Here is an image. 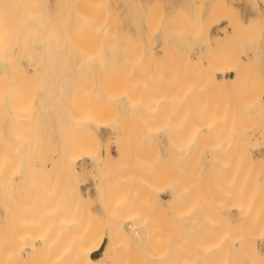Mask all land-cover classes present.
<instances>
[{
  "label": "rangeland",
  "instance_id": "rangeland-1",
  "mask_svg": "<svg viewBox=\"0 0 264 264\" xmlns=\"http://www.w3.org/2000/svg\"><path fill=\"white\" fill-rule=\"evenodd\" d=\"M90 1L93 2V0H90ZM96 1H100L99 4L101 5V3H102V5H103V1L95 0L94 2L96 3ZM94 2H93V4H95ZM53 3H54V0H45L44 7H45L47 12L52 11ZM104 4L105 5H103V6H107L108 8H110L108 10V13H109V11H112V12L114 11V13L116 14L117 20L114 21L113 23H111V25L116 27V28L114 27L115 30L112 29V30H110L109 33H104V32L92 33V32H89L88 29L80 28L79 27L80 22H78L77 19L76 20L72 19L69 22H67V27H66L67 31L64 34V39H63V41L66 43V46H65L63 52L56 53L53 49L51 50V52L48 55L47 54L46 55L36 54V52L32 53V54H29L26 51L22 52L21 55L19 56V62L24 67H27L28 62L30 61L31 57L32 58H42L44 60V62H45V60L47 61L46 58H48L47 63L48 62L51 63L49 66H47L49 68V70L42 73L41 75L37 76V78L36 77L35 78L27 77L29 79H26V77H25L24 79L27 81H24V79L21 80L20 84L23 86V88H24L23 90L25 91V93L27 95H26V97L22 98V100L20 99L21 102H20V100H18V103L17 104L15 103V111H17L16 115L14 112L12 113V111H9L10 108H8L4 111L3 110L0 111V122L3 121L7 117H9V118L13 117V119L15 118L14 121H16L12 125H10L11 124L10 122H8L10 124H8L6 122V123H3V125H2V129L0 130V136L2 138L1 137L0 138L1 139L4 138V141L8 140L6 145L8 144V142H11L9 140H12V143H9L10 145L11 144L12 145L11 146L8 145V147H10V148L7 149V146H5V144L3 143L4 141L2 140L3 144L0 145V148H2L3 150L1 149V151H6L5 154L6 155L8 154V156L10 158L12 157L11 160L12 159H14V160L19 159L18 161H20L21 159H24L25 161H27V159L29 160L28 157H30V156H31L30 160L38 158L40 156H43L44 159L42 162L43 164L41 165V169H39V170L37 169L36 173H38V177L40 175H42L41 177L44 180V182H43V180H38V182L40 181L41 184H37L39 186H37L36 184L35 185L37 187H39L40 189L42 188L41 189L42 191L46 192L49 189V187L52 186V184L55 186V182H54L55 180L59 182V177H60V182L62 181L61 175H60L61 172H63L62 171V169H63L62 163H60V160H59V162L55 161L54 158H52V155L54 152L62 155V153L65 152V150H66V149H64L65 146L63 145V138H62L61 133L59 132V129L57 128L56 121L58 119H60L58 114H60L61 118H63L64 115H66V112L64 113V111L67 110V108H68V110L70 109V106L68 107V104H70L68 102L70 100H67V102H66V99H64L62 101L63 98H60V97H58V98H60L61 100H58L54 93H53V95L52 94L46 95L44 92V90H46V89L49 90V87H51V86L52 87L50 89H52V88L56 89L55 87H58L57 84L62 83L61 82L62 81L61 76L71 74V72H69V70H68L70 67L67 68L64 66L65 68H63V65H61L62 62L60 61V59H62V61L65 60L66 63H68L67 66H69V65H71V62H73L74 60H77L80 58H87V60H86L87 64L81 66L79 68V70L77 71L79 74L78 76H80V78L83 81L88 80L89 78L90 79H94V78L97 79L99 82L98 87H100V83L102 80L105 81L106 83H108V85L110 87H112L110 89V92H112L111 96H112V94H114V95L110 99H105V100H109V102H106V104H104L105 102L102 103V101H101V103L103 104L104 107L102 106L101 103L99 104L100 101L98 103L83 102L81 104H78V105H80L79 107H81L79 114L81 113L80 114L81 116L90 117L92 120H90L91 123L89 122V125L91 126L93 123L92 126L93 127L96 126V128L94 127L95 128L94 129V128H92V126L91 127L89 126V130L91 128L90 131H92V132L90 133V131H88V134H86L87 133L86 131L88 129L87 127H86V131H84V133H82L83 132V130H82V132H81L82 135H80V132H79L80 138L82 137L79 145L80 144L83 145L84 143H86V144L88 143L87 147L84 145L83 146L80 145L81 147L80 146L79 147L78 146L72 147L73 151L71 150L72 148L70 149V151L76 155V157H74L75 155L70 152L71 153L70 158L73 159L74 164H75L74 166L77 167V174H78V175L76 174L77 177L73 176V178H74V179L72 178L73 182H75L77 184V186L82 191L87 186L90 189L92 188L91 190L93 193L89 198H85L86 201H85L84 205L79 204V203H82V202H79L77 204V207H78V205H80L81 207H85L86 209H89V211L91 210V212H94V213H92V215H91V212L90 213L88 212L89 213L88 214L85 211V213L83 215L84 211L82 210L83 211L81 213L82 217L80 215H78V218H77L76 217L77 215L75 216V211H73L71 208L68 209L69 206L64 207L65 209L67 208L66 210L63 208L60 209V207H59L57 210L59 212H57L55 210L56 213L59 215V216L57 215V219H56V221L59 224V226L57 227V230H55L56 228H53L54 224H55V227L58 225L56 221L53 224H47V226L45 223H43V224L40 223L41 225L39 224L40 227L39 226L38 227L41 229L44 227V229L50 233V234L47 233L49 236L50 235L59 236L61 233H62L61 234L62 236H66L67 232L69 233V235L71 234V236H72V234L75 235L76 231L79 232L78 229H81L80 231H82V228H84V226H86L84 228V230H85L88 228L91 229V227H94V228L97 227V228L101 229L103 226L106 225V224H103V222H102L103 219L101 216L102 210L107 211L106 207L103 206V204H102V201L104 202L105 199H102V198L99 199L96 196V194H94L95 192L93 190V186H94L95 179L93 178L90 170H88V167L85 168L84 165L92 167V165L94 163V156L96 154V151L98 150V148L101 151H104V147L107 145V143H108L107 146H109L111 150H110L108 155L107 154L103 155L105 164H112V165L118 166V165H122L128 161L131 162V164H132V162L138 164V162L140 163L143 160V162L147 166L145 168V170H141L138 174V178H140L139 182L142 183L143 187H139L140 192L134 193V195L137 194V197H136V200L134 199V201L131 202V206L128 209V213H131V214L134 213V214H139V215L141 214L142 215V216L140 215L141 217H144L143 215H145L144 218H147V219L149 216H154V217H152V219L154 218V220H157L158 214H159V212H161L159 210V208L157 207L158 206L157 201L161 198H162V201H165V198L166 199L168 198V194H167L168 191L167 190H169V189L167 188V185L170 184V182L172 181V178L175 177L174 175H172L174 173V171H173V173L170 172V171L174 170V168L173 169L170 168V167H173L172 165L170 166L171 162H173L172 164H174V161H172V159H171V158H175V157H172L174 155V154H172L173 152L171 153V148L174 147V148H172V150L174 149L175 154L177 153L176 156H179V157L183 152L186 153V151H187V154H189L190 152L188 150L192 151L195 148L198 149V150H195L196 154L194 152L195 156L193 154V156L195 158H193L192 153H190V155L192 157L191 159H193V160H191L189 158V155H188V158L186 157V160L189 161V159H190L191 164L192 163L194 164L197 160L199 161V162L197 161L199 163L197 168L196 167H195V169L189 168V171L191 170L190 172L188 171L187 168L191 167V164L189 165V162L186 161L188 163V165H187L188 167L185 168V166H184V169L186 171H188V173L185 170L182 171L181 167L179 168V166H178L179 164L178 165L176 164L178 166L177 169H180V171H181L180 172L178 170L179 172H177L175 169V171L177 172V175H176L177 177H178V174H180L182 172L186 176L189 177L188 174L195 170V176L192 175V178H193V176L195 177V178H193V181L196 179L194 181L196 184H193L194 182L192 181L191 175L189 178V179H191V181L185 180V181H187V182H185L184 181L185 178L182 179L185 182L184 183L185 185H187V183L193 184V186H189V187L187 185L186 188L188 187L189 189L186 190V188H185V190H184V192H186V191L188 192V196H190V201L188 200L189 197L187 195L184 194L185 196H182L183 191L181 192L180 190L181 189L183 190L185 186L183 185V183H181V181L179 183V179L177 180V182L179 183V185L177 184L178 190H179L178 198H180V197L181 198L185 197V198L183 200L181 198L178 199L180 201L179 202L177 200V202H179L178 205H176V203H175L173 205L174 207H171L170 209L167 210V214L172 213V216L168 215L170 217H173V215H176L174 213V210H175V212H177L179 210L181 212L183 211L181 213L182 215L184 213V217L182 216L183 219H181L182 217L178 212H177V214H179V215L176 216V217H180L178 220L181 222L178 221V224L176 223V225L178 226V230L182 231L181 236H182V234L185 233L184 229H186L185 226L188 224V223L186 224L187 219L190 220L189 223H191V221L196 222L195 221L196 219L199 220V218H202V217H198V214L196 212L199 211V214H200V211L206 212V210L209 209L211 202L206 203V201H204L202 199L200 200V195L202 193H204V194L206 193L205 195H207V196H209V195L212 196V197L209 196L210 201H212L213 199L214 200L217 199V201H218L219 200L218 197H221L220 199L223 201H221V200L218 202L216 201L217 204L219 203L218 207H220L221 209H223L224 205L229 204L230 203L229 200L235 194H237L232 199H234V201H237L236 199L238 197H240L242 205H244V208L246 207L244 212H247V213L249 212V214H250V212L252 213L250 215L247 214L245 216V217H247L248 215L250 216L248 219L250 220V218H251V220H250L251 223H253V221L256 220L257 218H260V215L262 218V216H264V215H262V213H264V138H262L260 134L261 133L264 134V0H104ZM65 5L68 7L67 11L69 13L70 12V6H71L70 0H67L65 2ZM221 22H225L226 25L221 27V28H215V29L213 28L214 25H217ZM55 36L57 37L58 35L56 34ZM215 38H220L219 45L214 44L212 42V40ZM30 40H31V38L28 39V41H30ZM57 50H58V48H57ZM158 56L159 57L161 56L163 58V61L160 62V60H162V59H160ZM113 58L118 59L115 62V63H117L116 67L114 66L116 70H113V73L111 72L110 74L109 73L107 74L105 72L109 66L108 67H106V66L108 65L109 61ZM153 58H156V59L159 58V61L156 59H153ZM1 59L5 63H7V57L4 54H2ZM155 60L158 63L155 62ZM154 66L161 67V69L166 71V73L169 75V77L171 76L168 81H171V79H172L171 82L175 83V80L177 81L175 84L172 83L173 86L170 84L171 82H169V84H168L169 86H166L168 88V90H169V87L172 88L173 90H175V88L177 86H180V87H177V89L174 92L172 91L174 94L171 93V91H170L171 89L169 90L170 92L168 91V95L171 93V95L173 97L172 98L168 97L165 99L167 101L166 104H168L167 108H165L167 105H164V103H163L164 101H162V102L156 101L154 97H153L154 98L153 101L157 102V103L156 104L153 103L154 106H152V104L150 103V100H152V98H149L150 100L147 101L148 98H146L147 99L146 100L144 95L141 93L142 91H140V90H142V88L140 89L139 86H136L138 83L140 85V83L143 81V79H140L139 77L143 78L144 74L146 75L147 69H149L150 67H154ZM9 67H12V66H9ZM27 69H29V68L27 67ZM64 69H65V71H64ZM0 72H1V68H0ZM175 74H178L179 77H178V75H175ZM52 76H53V78H52ZM109 77H111V78L109 79ZM172 77L173 78L175 77L174 80ZM182 77H184V78H182ZM42 78L43 79L45 78V79L42 80ZM101 78H102V80H101ZM103 78H105V80ZM38 79H39V81H38ZM51 79H52V81H51ZM53 79H54V81H53ZM55 79L56 80L58 79V81L55 82L56 81ZM111 79H113V80H111ZM115 79H117V80H115ZM134 79H135V81H134ZM180 81H182V82H180ZM183 82H185L184 84L187 86V88H193L194 87L195 89H197L196 90L197 92L195 93V91H193L192 95H196L198 93V91H201L199 89L200 85L199 86L196 85L199 82L201 84H203V83L204 84H206V83L216 84V86H218V88H219V90H217L218 94L214 93V95L210 94L211 96H208V97H211L210 100H212L213 96H215V98L212 102L208 100L209 106L206 107L207 104H206L205 100L208 99L207 96L204 95L203 99L204 98L205 99L203 100L201 98V100H203L204 102L200 103V99H199L200 97H198V96L201 94H199V95L197 94L195 96V97H197V99H195V97H193L190 94L191 95V99H190L189 94L187 93V95H186V93H184V89L182 88L183 93L185 94L183 96L184 97L186 96L187 98L183 97V100H181L182 96L181 97H178V96L181 94L180 89H181ZM4 83L6 86L7 85L6 82H1L0 85L2 84V86H3ZM54 84H55V86H54ZM111 84H113V85L111 86ZM184 84H183V86L186 87ZM141 85H140V87H141ZM192 85H193V87H192ZM2 86H0V87L2 88ZM3 88H5V87H3ZM135 88H137V90H135ZM178 88H180V89H178ZM187 88H186V91L188 90ZM26 89L28 91L30 90L29 93H27L28 91H26ZM112 89H113V91H112ZM191 90H194V89H191ZM219 91H221V92H219ZM129 92H131V93H129ZM175 93L178 94V96ZM220 93H221L222 101L219 100L220 98H218ZM202 94H204V93H202ZM30 95H31V97H30ZM51 95L54 96L53 97L54 99L51 98ZM127 95H129V96H127ZM27 96H29V97L27 98ZM47 96H50V97L47 98ZM55 97H56V99H55ZM142 97H144V100H142L143 102L141 101V99H143ZM25 98L27 99V101ZM175 99H176V102L173 101ZM178 99H180V100H178ZM187 99H189V100H187ZM198 99H199V102H197ZM6 100L8 101L7 97H6ZM11 100L12 99H10L9 101H11ZM97 100H99V99H97ZM102 100L105 101L104 99H102ZM193 100H196L197 103ZM216 100L219 101V103H217ZM112 101H113V103H111ZM133 101H135V103ZM145 101L147 102V104L145 103ZM180 101H182V103H180ZM183 101L185 102L184 104H183ZM186 101L189 103L188 105H187ZM191 101H192V103L193 102H195V103L192 104V103H190ZM12 102H13V100H12ZM114 102H115V104H114ZM141 102H142V104H141ZM223 102L224 103L226 102V103L223 104ZM22 103H24V104H22ZM85 103H87V104H85ZM139 103H140V105H142V107H143L142 110H144V111H148L149 109H147V108H151V106H152L151 109L153 111L150 110L148 112L150 114V116L148 113H146L147 116H149V118L147 117L148 119H146L145 113H144L145 114L144 116H141L142 110L138 111V109L141 107V106L140 107L137 106V104L139 105ZM143 103L146 104V106L143 105ZM161 103H163L164 109L166 111H168V113H170V114H171V112H173L172 114L175 117H172L173 115L170 116V114H168L167 112L164 114H160L161 115L160 116L159 112L165 111L164 109H162L163 107H162ZM178 103L180 104V106L178 105ZM203 103H205L206 105ZM97 104H98V106H96ZM133 104H135V105H133ZM185 104H186L187 108L185 107ZM191 104H192V108L189 107V105H191ZM200 104L202 106H200ZM215 104L217 107L215 106ZM220 104H222V105H220ZM86 105H90V106H86ZM126 105L127 106L130 105L131 107L137 108V112H138L137 115L133 116V114H132L133 118L128 117V114L127 115L125 114L126 113L125 110H126V108H128V107H126ZM148 105L149 106L151 105V106L149 107ZM157 105H158V107L161 106L162 108L157 109ZM16 106H18L17 108L19 110H16ZM61 106L63 107L64 111H63V109L60 108ZM177 106H179V107H177ZM182 106H184V108ZM23 107L25 109H21ZM114 107H116V108H114ZM197 107H199L201 109H202V107H204V109L210 108L209 109L210 112L208 109H206V110L202 109V111L200 112V111H198L200 109H197ZM179 108L180 109L183 108V111H180ZM188 108L191 110L193 108H196V110L193 109L194 113L197 116L200 115V113H201L202 116L201 115L200 116L205 117V120L201 121L204 118H202L201 120L197 119V118H201V117L195 118L194 114H193V118H195L197 120L193 119L191 117L192 116L191 112ZM212 108L214 109L213 111H212ZM60 109L62 110V113H60L61 112V111H59ZM154 109L156 111L159 110V112L156 113L157 116H156V114H154V112H156ZM215 109L217 110L216 113H218V114H217V116L213 117L212 112L216 111ZM68 110H67V112H68ZM203 110H204V115L202 114ZM19 111L20 112L23 111L22 116L24 118V114H25V117H26L25 119L21 120V116H20L21 113L19 114ZM58 111H59V113H58ZM178 111H180L178 113L180 115L185 114V117L183 115V119L179 116L180 121L176 117L177 114H175V112H178ZM188 111L190 112V115L186 114V113H189ZM205 111H207L209 113V115L211 114L212 117H210V116H209L210 118L207 117V115H205ZM4 112H5V114H7V115L10 114V115L6 116L4 114ZM152 113L157 119L152 115ZM11 115H13V116H11ZM142 115H143V113H142ZM162 115L163 116L165 115V117L163 118ZM168 115H169V117L167 118L166 116H168ZM220 115L223 116L222 119H220L221 118ZM140 116L143 118H140ZM57 117H59V118L57 119ZM158 117L159 118L161 117L160 118L161 120L158 119ZM186 117H188V118L191 117L194 120V122H195L194 124H196L194 126L196 128H198L197 133L192 132L194 130H191V128L188 129V127H191V125L193 124V123L191 124V122L193 120L189 121V119H191V118L188 119ZM151 118H153V120H151ZM174 118H175V120L177 118V120H178V122H176L177 124L175 123ZM208 118L210 119L209 120L210 124H212V127H211L212 131L207 130L208 123L202 124ZM224 118L226 121H224ZM17 119H18V122H17ZM141 119H143V120L146 119V120H144L146 122H143V120H141ZM186 119L188 120V122L186 121ZM211 119H212V121H211ZM215 119L216 120L220 119L223 121H221V123H220V120L216 121ZM149 120H151V121H149ZM162 120H163V122H162ZM166 120H167V123L165 122ZM23 121L25 122L24 128H22V125H24ZM141 121L143 122V124L141 123ZM148 121L151 122V125L149 124ZM158 121H159V123L161 121L163 124L160 125L161 123L159 124ZM101 122H103V123H101ZM196 122H198V123L200 122V123L198 124ZM215 122H217V123H215ZM15 123H18V124H15ZM104 123H110L112 125H110V124L104 125ZM145 123H147V124H145ZM152 123L154 124V127H152L154 132L149 127V126H153ZM180 123H181V125H180ZM184 123L185 124L189 123V125L190 124L191 125L187 127V125H184ZM213 123H215V124H213ZM14 124L17 126L20 125V126L16 127V128H18L17 132L14 130L15 129ZM156 124H157V127H156ZM166 124L167 125L170 124V125L167 126ZM98 125H102V126H98ZM215 125H218V127L224 126V128H221V127L218 128ZM12 126H14V129ZM144 126H145V128H144ZM181 126H184V127H181ZM200 126H201V128H200ZM214 126H215V128H214ZM19 127L22 128V130L20 129L21 131H19L20 133L18 132ZM162 127L163 128L166 127L165 129H167V130L163 129ZM141 128H144V130H141ZM176 128L177 129L179 128V129L177 130ZM183 128H184V130H188V131H184V132H186L187 135L184 134V132H181V135L182 136L184 135L183 137H181L182 138L181 139L180 138L181 135H179V137H178L177 133L180 132L181 129H183ZM192 128H193V126H192ZM196 128H195V130H196ZM199 128L201 129V131L204 132V134H207L208 132H210V134L208 133L209 137L202 135V136H205L204 138L206 141L203 140V142H202L199 140V134L201 135V133L199 132ZM214 129L215 130L217 129L216 132L219 133V135L217 133L216 137H219V138L221 137L220 138L221 140L219 138L217 139L220 141V143H218V141L216 143L217 146L219 145L218 147L216 145H214V143H213V142H215L213 140H216V139L214 138V136L213 137L211 136L212 132H214ZM140 130H141V133H143L142 131H144V133H145V136L142 135L141 138L139 137ZM145 130H147V132ZM171 130H175L177 132V133H175V135L180 140H182L184 144L182 143V141H180L178 139L177 140L174 139L175 136L174 137L168 136L170 134L169 131H171ZM224 130H226V131L223 132ZM227 130H228V132H227ZM22 131H23V133H22ZM189 131H191L193 138H192V135ZM234 131H235V133H234ZM260 131H262V132H260ZM13 132H14V134H13ZM205 132H207V133H205ZM166 133H168V134H166ZM224 133H226L225 135L228 134L229 136L227 135L228 136L227 137V136L223 135ZM233 133L235 136L232 137ZM15 134H16V136H15ZM22 134H23V136H22ZM129 134H131V135L129 136ZM134 134H135V136H137V134H138L137 138H135V136H132ZM188 134L190 136L189 139L187 137ZM196 134L198 136H194ZM215 134L216 133L214 132V134H212V135H215ZM83 135L85 136V139H84ZM154 135H156V136H154ZM21 136L23 139L21 138ZM122 136H123V139L121 138ZM125 136H127V137H125ZM194 137L195 138L197 137L196 139L198 140V142L196 141V139ZM206 137L208 139L211 137L210 138L211 140H212V138H214V139L211 142V141L207 140ZM77 138H78V135H77ZM128 139H129V142H125V140L128 141ZM136 139L137 140L140 139V140L137 142ZM191 139H192V141H191ZM200 139L202 140V138H200ZM226 139H227V141L230 140L229 141L230 143L225 142ZM19 140H20V142H19ZM25 140H27V141H25ZM188 140H189V142H188ZM222 140H224V143H227V145L229 144V146L231 145V141L233 143V141L237 140V141H235V144L233 147V148H236V151H237L236 152L234 149L233 159L231 157V160H230V158L227 157V156L232 154L230 152L232 149L229 148V150H228L227 149L228 147L226 148V146H224L225 144L222 142ZM15 141L18 143L16 144ZM115 141H118L120 143H124L125 145L122 147L116 148ZM167 141L170 144V147H167V148L165 145L158 146L156 144V143H158V144L165 143ZM170 141L171 142L174 141V144H173L174 146L171 144ZM22 142H23V144H22ZM175 142H179V144L177 145V143H175ZM187 142L189 143V147H191V145H192L191 148L187 149V147H188V145H186ZM194 143H195V145L198 144V146L199 145H201V146L198 147L196 145V147H195ZM205 143H208V144H205ZM209 143H212L213 146L211 144L209 145ZM18 145H20V146H18ZM222 145L224 146V148L222 147ZM1 146H3V147H1ZM24 146H25V148H24ZM35 146H37V147H35ZM63 146H64V148H62ZM193 146H194V148H193ZM215 146L217 148H221L219 150L220 152H222L223 150L226 149L229 151V153H231V154L227 153L228 154L227 155L224 152L225 156L222 153H221L222 155L218 154L219 158H220V156L221 157L224 156V157L220 158L221 160L218 158V160H220V161H218L217 165L219 167L220 166L219 164L222 163L223 164L222 168L225 167V169L223 168L222 170H219L218 174L215 173L216 175L211 170V163H210L211 161H210V157H209L210 152H208V150L209 151L213 150L215 148ZM14 147L15 148L18 147L20 149L18 150V148H16V150H14L15 149ZM84 147H85V151H83ZM181 147L182 148L185 147V151ZM29 148H32V149H29ZM37 148H38V150L40 148V150H39L40 156H38ZM74 148H76L77 150ZM80 148L83 150L79 151ZM211 148H213V149H211ZM222 148H223V150H222ZM62 149H63V151H62ZM180 149H182L183 152H181ZM8 150H9V152H8ZM13 150H14V152H13ZM17 150H18V152L19 151L20 152L18 154H15V152H17ZM28 150L29 151L31 150V152L35 150L34 156L29 155V153H27ZM42 150H43V152H42ZM74 150H76V151H74ZM11 151L15 154L14 156H13V153H11ZM57 151H59V152H57ZM93 151L95 152V154ZM177 151H179V152H177ZM239 151H240V153H239ZM2 153H4V152H2ZM9 153H11L12 156ZM87 153L92 154V156L87 155ZM169 153L172 154L171 158H170L171 154L169 155ZM184 153L182 154V156L183 155L187 156V154H184ZM207 153L209 154V156ZM237 154L240 155V157ZM168 155H169V157H168ZM242 155L244 156V158ZM179 157H177V159H179ZM226 157L228 158V160ZM240 159H242L245 163L242 161H241L242 162L241 163ZM14 160H12V161L14 162ZM224 160H225V162H222ZM16 161H15V163H17L18 167L19 168H20V166L22 167L20 162L18 163V161L17 162ZM231 161H232L233 168L234 167L237 168V166H239L237 169L234 168L236 170V172H239L238 169L240 168L241 174H239L238 176H237V173L234 172V170L232 171L233 168H231V164L229 166L228 162L231 163ZM200 162H202V163H200ZM15 163H14V166H12V168H11L12 170H9L10 168L5 169V167H3L5 169V170H3L2 167H0V170L2 172H4V173H2L0 171V174H1L0 175V184L3 186V188H2V186L0 185V191H1L0 192V195H1L0 196V199H1L0 200V215H2L3 217L5 214L6 206H8L12 202V200L17 195H19L20 192L22 190H24V188H25L23 186L25 185L26 181L25 180L22 181L23 178L25 179V176H23V175L20 176L19 174L16 173L15 170H17V169H14V167L17 165H15ZM58 163H60V165ZM238 163H240L241 165H239ZM243 163H244V165H243ZM195 164L192 167H194ZM225 164H228V165H225ZM235 164L237 166H234ZM12 165H13V163H12ZM207 165L210 167V170H208V171H211L212 172L211 175H214V178H213L214 183L213 182L210 183L212 181V177H213L211 175H209L210 179H211L210 182H207V181H209V180H207L208 179L207 175L209 172H206V173L204 172L206 176L201 174L202 170L204 171V169L208 168ZM58 166L61 168H59ZM228 166H229V169L227 170ZM244 166H246V167L248 166L247 167L249 170L248 172L245 171V169L247 170V168ZM220 167H219V169H220ZM59 169L61 171H59ZM241 169H243V171H245L247 173V178L249 177L248 179H246L245 177L242 176L243 173H245V172H243ZM226 170H227L229 178L231 176L232 177L234 176L233 178L232 177L230 178V181H229V179L228 180L224 179L225 177H227ZM44 171H46L45 172L46 174L44 173ZM47 171L49 173L48 175H47ZM220 171H222V173H220ZM223 172H225L224 175H226V176H222ZM112 173H115V171L114 172L112 171ZM248 173L251 174V178L248 175ZM4 174H6V175H4ZM25 174L26 173H24V175ZM169 174L172 175V177L169 176ZM219 174H220V176H219ZM229 174H231V175H229ZM111 175L112 174L109 175V177L111 178V183H114V181L117 179L118 176L116 173L113 174L112 177H111ZM201 175L203 176L202 182H201V179H202ZM43 176H44V178H43ZM46 176L48 177V179ZM54 176L56 178L58 176V179L54 178ZM114 176H116L115 179H113ZM198 176H200V179L198 178ZM220 177H222V178L224 177L223 181H227L226 185L228 183L229 187L226 186L223 181H221ZM235 177H237L236 180H235ZM19 178H21V180ZM38 179H40V178H38ZM5 180H6V182H5ZM47 180L52 182V184H48L49 181L47 182ZM198 180H200L199 183H197ZM205 181L207 182V186H205V184H206ZM235 181H238L239 183H241V184H239L237 182L238 186L236 185V189H238V191L235 190L236 193L235 194L233 193L232 194L233 196L231 194L228 195L229 192L232 193V191H234V187H235V183H236ZM73 182L71 181L72 184H73ZM158 182L160 185L157 184ZM81 183H83V187H81V185H80ZM141 183H139V184H141ZM56 184H57V182H56ZM154 184H157L158 186H156ZM180 184H182V187ZM192 184H189V185H192ZM198 184H201V185L199 186ZM215 184H216V186L219 185L220 189H221V187L224 189L223 192H222L223 189L222 190L217 189V190H219V192L220 191L222 192V195H220L221 193L219 194V192H214V193H216L214 196L213 192H211V189L216 187ZM230 184H232V185H230ZM46 185H48V186H46ZM89 185H91L92 187ZM194 185L195 186L197 185L199 187H197V186L194 187ZM233 185H234V187H232ZM59 186H60V184H59ZM210 186H211V189L209 190ZM158 187L162 188V189H158ZM193 187L196 188V190L193 189ZM219 187H216V188H219ZM237 187H239V188H237ZM82 188H84V189H82ZM179 188H181V189H179ZM190 188L193 189L192 192L190 191ZM199 188H200V190H199ZM206 188L208 189V191L206 190ZM239 189H241V190H239ZM12 190H14V191H12ZM13 192H14V195H13ZM18 192H19V194H18ZM115 192H116V190H111V193L109 192V196H108V198H106L109 202H106V206L109 205L111 202L110 194L113 195ZM187 192H186V194H187ZM15 193H17L16 196H15ZM138 193H140V194H138ZM204 194H202V196H205ZM226 195H227V198H226ZM197 196H198V199H197ZM207 196H205V198H207ZM236 196H238V197H236ZM67 197H69V196H67ZM187 197H188V199H186ZM193 197H194V199L196 198L195 199L196 203L199 202L200 204H202V201H203L202 207L200 205V208H199L198 203L197 204L193 203V202H192L193 204L190 203L191 200L193 199ZM213 197H216V198H213ZM4 198H5V200H4ZM6 198H8V199L11 198L10 199L11 202L7 201L8 199H6ZM205 198H203V199H205ZM74 199L75 198H72V200H74ZM224 199H226L225 201L228 200L229 202L226 203L224 201ZM64 200H65V197H64ZM184 200H186L187 203L189 201V203L191 205H189V207H188L187 203L182 202ZM205 200H207V202H209L208 199H205ZM214 200H213V202H215ZM54 201H53V204H56V203H54ZM231 201H233V200H231ZM58 203H59V200H58ZM58 203H57V207H58ZM182 203H183V205H182ZM47 204H49V206H50V202H48ZM208 204H209V206H208ZM59 205H60V203H59ZM175 205H176V207L178 206L177 207L178 210L175 209L176 208ZM203 205H205L204 207L207 206L206 210L204 209ZM51 206L53 207L55 205H51ZM153 206H155V208ZM179 206L182 207V209H180ZM201 208L204 210H202ZM196 209H198V211ZM65 211H67L66 214L64 213ZM149 211H151V212H149ZM60 212H61V214H60ZM70 212L72 215V219L70 218L71 220L69 219V217H71V216H69L70 214L68 215V213H70ZM135 212H137V213H135ZM194 212H195V214H197L196 216H193ZM143 213H145V214H143ZM190 213H193V215H191ZM259 213H260V215H259ZM185 214H190V215L188 216ZM203 214H204V212L202 213V216H203ZM67 215H68V217H66ZM252 215L255 216L254 217L255 219L253 218ZM64 216H65V218H64ZM186 216H188V218H186V220H185ZM3 217H1V219H4ZM59 217H61V218H59ZM75 217L77 218V220ZM87 217L88 218L92 217L93 219H100L101 218V222L94 220L98 223L100 222V224H98V223L95 224L94 221L92 220V218H90V220H92L93 222L89 220L90 221L89 225H83V227L81 228V225L78 223H81L80 221H82V223H83V220L87 221V219H88ZM245 217L242 219H237L236 216L234 215L233 220H230L231 217H229V218L226 217V220H228V219L230 220L229 221L230 224L228 223L225 225V223H227V222H224L223 224L225 226H227L226 229L230 226V228H228V229L231 232L228 231V233L226 232L225 234L224 233H222V234L220 233V234H221V236L223 235V237H225V239L227 237L228 240L227 241L224 240V241L226 242L225 244H227L228 241L230 242V243H228L229 247L227 245L228 249H227V253L225 254V256L222 255L220 252H218V254H217V251L219 250V248L217 249V251L216 250L215 251L214 250L209 251L210 252L209 254H211V255L208 254L210 257L208 255H206V257L208 256V260H211L212 264H215L216 262H217V264H219V263L222 264L223 263L222 261H224L223 264H228V262H230V264H232V263L235 264L236 263L235 260L237 261V259L238 260L241 259L239 257V253H238V244L240 243L239 239L241 238V235L243 236L242 233L247 231V228L245 226L246 224L244 223V221L247 222L248 220ZM80 218L81 219L83 218V219L81 220ZM149 218L152 222L153 220L151 219V217H149ZM252 218H253V221H252ZM261 218H260V220L257 219V220H259L258 221L259 224L264 222V219H262V221H261ZM65 219H67L69 221L66 220L67 221L66 222ZM257 220H256V222H257ZM221 221H222V219L218 221V223L220 222L219 223L220 226L218 224V227H217L219 229V231H220L221 227H222V229H225L224 225H222L223 221L222 222ZM72 222H73V224H72ZM151 222L149 223V225H153L152 227L150 226V228H153L155 226L154 223L156 221L155 222L153 221L154 223L153 222L151 223ZM173 222L174 223H172V225H170V226H173L176 221H173ZM182 222H183V224H182ZM0 223H2V225H5V230H4L3 227L1 228V224H0L1 231L4 230V232L0 231V233H2V234L5 233L6 228H7L6 226H8V228H7L8 231L11 228V231L13 232L14 227L11 223H7L5 220H2ZM76 223H77V227H78V225H80L79 228H76V225H75ZM91 223L95 224V226H92ZM179 223H180V226H179ZM247 223H249V222H247ZM251 223H249V224H251ZM86 224H88V223H86ZM262 224H264V223H262ZM262 224L260 226L258 225L259 228L261 226H264ZM69 225L71 226L72 231H70V230H69L70 232L65 231L68 229V227H70ZM231 225H233L234 229L231 227ZM66 226H68V227H66ZM73 226L75 227L74 230H73ZM170 226H168V227L171 229ZM247 226H248V224H247ZM256 226H257L256 223L250 226L251 228L252 227L253 228L249 232H251V234H254L253 236L256 237V238L253 237L254 242L250 241V244L256 243L257 245H259L261 247V252L264 253V231H262V233L259 232L258 226H257V228H255ZM12 227H13V229H12ZM59 227L64 230V233L62 232L63 230L62 231L58 230V229H60ZM179 227H180V229L182 228V230H180ZM48 228H49V231H48ZM51 228L54 230H51ZM103 228H106V227H103ZM174 229H175L174 227L171 229V233L174 231ZM226 229H225V231H226ZM15 230H16V228H15ZM154 230H155V228H154ZM248 230H250L249 227H248ZM261 230H264V228H262ZM50 231L53 233L55 232L56 234H51ZM179 231H177V228H176L174 231V235H176V232L179 233ZM232 231H236L237 233L232 232ZM249 232H246V234L251 235ZM258 232H259V234H258ZM229 233H230V235H229ZM232 233L234 234V236ZM226 234H228V236ZM236 234H237V236H236ZM170 235L172 236V234H170ZM60 236H59V238H60ZM221 236L219 238H221ZM230 236L233 238H231ZM249 237L251 238V236H249ZM173 238L174 237H172V239L170 238L168 240V242L170 240H172L171 241L172 244L173 243L176 244V242H179V243L176 244L177 246L175 244H173V248H175V249H173L172 247L168 248V249H170L169 254L174 250L171 253V255H167V253L165 255H167L168 258L170 256L171 257L170 260H172V257H173V260L174 259L177 260L180 257L179 254L182 253L180 251H183L186 249V252H187L188 244L191 241L188 238H187L188 242L184 239V242H185V244H187V246L186 245L182 246L181 245L182 244L181 242H183L182 237L181 238H180V236L175 237V240ZM253 238H251V239H253ZM243 241H244V239H243ZM245 241H246V239H245ZM168 242H167V244H168ZM171 242H169V244ZM241 242H242V240H241ZM147 243L149 244V242H147ZM172 244H170L168 246H171ZM243 244H246V242H244ZM247 244H249L248 241H247ZM191 245H194V244L190 243L189 246H191ZM178 246H179V248H178ZM127 247L121 246V248H123V249L120 250V248H118L117 250H118V255L122 254L121 257L119 256V259L120 258L122 259V256L124 258V259H122L121 262H123L125 260L126 262L129 263L130 259L133 258V259H131L130 264H133V263L138 264L139 262L142 264H144V263L148 264L149 263L148 260H146L144 258V255H142L143 253L140 252V251L145 252L144 249H146L145 253H147L145 255H149L150 257H152L151 255H153V253L155 251H158V249H156V248L147 249L148 247L147 248L140 247V249H139V247H138V249H137V247H134L133 249H131L130 247H128V251L126 249V251L128 252L127 253L124 250V248H127ZM184 247H186V248H184ZM142 248H143V250H142ZM176 248H178L177 251H176ZM180 248H181V250H179ZM231 248H233V249H231ZM134 249H136L137 252ZM168 249H167V251L166 250L165 251L168 252ZM230 249L232 251H230ZM123 250L125 251L126 255L123 254V252H124ZM221 250H222V248H221ZM119 251H121V253ZM130 251H133V252L135 251L136 254L132 252L133 253V255H132V253H130ZM151 251L152 252L154 251V252L152 253ZM99 252L100 251H97L95 254H93V256L98 255ZM193 252H194V250H193ZM229 252L230 253L232 252L233 256ZM173 253H175L176 255L174 254V256H172ZM138 254H140L141 256ZM183 254H184V252H183ZM229 254H230V256H228ZM136 255L138 257L137 260H139V261L137 262V260H136V263H135L134 261H135L136 257H134V256H136ZM216 255H219L218 256L219 258H215ZM130 256H132V257L130 258ZM222 256H224V260H222L223 259ZM221 257H222V259H221ZM226 258H230V259H227V261H225ZM151 259H149V261ZM216 259L218 261L219 260L220 261L218 262V261H216ZM231 259L232 260L235 259V260L232 262V261H230ZM132 260H134V261H132ZM225 262H227V263H225ZM151 263H152V260H151L150 264ZM244 264H247V263L245 262Z\"/></svg>",
  "mask_w": 264,
  "mask_h": 264
},
{
  "label": "bare ground",
  "instance_id": "bare-ground-1",
  "mask_svg": "<svg viewBox=\"0 0 264 264\" xmlns=\"http://www.w3.org/2000/svg\"><path fill=\"white\" fill-rule=\"evenodd\" d=\"M67 0H54V3H53V6H52V11L51 12H47L46 11V9H45V7H44V3H45V0H0V68H1V72H0V83L1 82H6L7 83V85L5 86V83L3 84V86H2V84L0 85V86H2V88L0 87V111L1 110H6V109H8V108H10V110L9 111H12V113L14 112L15 113V115H16V113H17V111H15V103L17 104L18 103V100H22V98H24V97H26V93H25V91L23 90L24 88H23V86L20 84V82H21V80L22 79H24L25 77H26V79H29V78H37V76H39V75H41L42 73H44V72H46V71H48L49 70V68L47 67V66H49L51 63H47V61H48V58H46L47 59V61L45 60V62H44V60L42 59V58H30V61L28 62V65H27V67L29 68V69H27V67H24L20 62H19V56L21 55V53L22 52H24V51H26L27 53H29V54H32V53H35L36 52V54H44V55H48L50 52H51V50L53 49L56 53H60V52H63V50H64V48H65V46H66V43L63 41V39H64V34L66 33V31H67V29H66V27H67V22H69L70 20H72V19H77V21L78 22H80V25H79V27L80 28H85V29H88L89 30V32H92V33H101V32H104V33H109L110 32V30H115V26H113V25H111V23H113L114 21H116L117 19H116V14L114 13V11L112 12V11H109V13H108V10L110 9V8H108L107 6H103V5H105L104 4V0H101V1H103V5H102V3H101V5L99 4L100 3V1H96V3L94 2L95 0H93V2L95 3V4H93V2H91L90 0H70V12L68 13V11H67V6L65 5V2H66ZM109 2V1H108ZM98 4V5H97ZM72 23V22H71ZM83 24V25H82ZM115 27V28H114ZM58 35L57 37L55 36V35ZM30 36V37H29ZM31 38V40L30 41H28V39H30ZM212 42L214 43V44H218L219 45V42H220V38H215V39H213L212 40ZM57 48H58V50H57ZM2 54H4L6 57H7V63H5L1 58H2ZM63 54V53H62ZM59 57V56H58ZM156 57V56H155ZM159 57V56H158ZM157 58V57H156ZM156 58H153V59H156ZM160 59H162V60H160V62L161 61H163V58L160 56L159 57ZM159 58L158 59H156V60H158L159 61ZM59 59V58H58ZM86 60H87V58H80V59H77V60H74L73 62H71V65H69V66H67L68 65V63H66V61L65 60H63L62 61V59H60V61L62 62L61 63V65H63V68H65V67H70L68 70H69V72H71V74H67V75H64V76H61L62 77V83H60V84H57V86L58 87H55L56 89H50L51 87H49V90H44V92H45V94L46 95H50V94H52L53 95V93L55 94V96L57 97V99L58 100H61L60 98H63L62 99V101L64 100V99H66V102H67V100H70L68 103H70V104H68V107L70 106V109L68 110V108H67V110H68V112H67V110H65L64 111V109H63V107L61 106L60 108L61 109H63V111H64V113L66 112V115H64V117L63 118H61V116H60V114H58L59 115V117H60V119H58L59 117H57V121H56V125H57V128L59 129V132L61 133V135H62V138H63V145L65 146V148H64V146L62 147V148H64V149H66L65 150V152H63L62 153V155L61 154H59V153H56V152H54L53 153V155H52V158H54V160L55 161H57V162H59V160H60V163H62V167H63V169H62V171L63 172H61V179H62V181L60 182V177H59V182L58 181H54L55 182V186L52 184V182H50L49 180H47V182L49 181V183L48 184H52V186L51 187H49V189L45 192V191H42L39 187H37V186H39V185H37V184H41V182L39 181L38 182V180H43L42 179V175H40L39 177H38V173H36V170L38 169H41V165L43 164L42 162H43V159H44V157L43 156H40V154H39V150H40V148H39V150H38V148H37V152H38V156H40V157H38V158H35V159H31L30 160V158H31V156L30 157H28L29 158V160L27 159V161H25L24 159H21L20 161H18L17 159H12V160H14V162L11 160V158L8 156V154L6 155L5 154V152L6 151H1V149L2 148H0V167H2V169L3 170H5V169H7V168H10L9 170H12L11 168H12V166H14V163H15V161L17 160L18 161V163L20 162V164L22 165V167L20 166V168L18 167V165H17V163H15V165H17V166H15L14 167V169H17V170H15L16 171V173L17 174H19L20 176H25V179L23 178V180L22 181H26V183H25V185L23 186V187H25L24 188V190H22L21 192H20V194H19V192H18V194L19 195H17L16 196V194L17 193H15V198L12 200V202H11V198L10 199H8V198H6V199H8L7 201H10L9 203V205L8 206H6V209H5V214H4V217L2 216V215H0V222L2 221V220H5L7 223H11L12 225H13V227H14V229H13V227H12V229H13V232L11 231V228H10V230L8 231L7 230V228H8V226H6L7 228H6V231H5V233H0V264H130V261H131V259H133V258H131L132 256H130V261H129V263L128 262H126L125 260L123 261V262H121L122 261V259H124L123 258V256H122V259L120 260L119 259V256L121 257V255L122 254H119L118 255V248H120V250L121 249H123V248H121V246H123V247H130L131 249H133L134 247H137V249H138V247H139V249H140V247H143V248H147V249H149V248H156V249H158V251H151L152 253H153V255H151L152 257H150L149 255H145V254H147V253H145L146 252V249H144L145 250V252L144 251H140V252H142L143 254L142 255H144V258L146 259V260H148V264H150V262H151V260H152V263L151 264H212L211 262V260H208V256L209 255H211V254H209L210 252L209 251H212V250H216L217 251V249L219 248V250L217 251V254H218V252H220L222 255H224L225 256V254L227 253V245H228V243H230L229 241L227 242V244H225L226 242L225 241H227L228 239H227V237H226V239H225V237H223V235L221 236V234L222 233H228V231H230L228 228H230V226L226 229V227L227 226H225L226 224H228L229 223V221L230 220H233V218H234V215L236 216V218L237 219H242V218H244L247 214H249V212L247 213V212H244V210H245V208H244V205H242V203H241V200H240V197H238V196H236V197H238L236 200L237 201H234V199H232V198H234V196L235 195H237V194H235L236 192H235V190H237L238 191V189H236V185L238 186V181H235L236 183H235V187H234V185L232 186V187H234V191H232V193L231 192H229L228 193V195H232L233 193L235 194L229 201H230V203L229 204H227V205H224V207H223V209H221L220 207H218V204H217V202L218 201H220L221 199V197H218V201H217V199H213L215 202H213V200L212 201H210L209 200V196H207V195H205L204 193H202V194H204L205 196H207V198H205V196H202V194L200 195V200L202 199V200H204V201H206V203H210V206H209V204H208V206H209V209L208 210H206L207 208V206L206 207H204L205 205H203V207H204V209L206 210V212L205 211H203L204 212V214H203V216H202V213L203 212H201L200 211V214H199V211H198V209H196L198 212H196L197 214H198V217H202V218H199V220L198 219H196L195 221L196 222H192L191 221V223H189L190 222V220H188L187 219V221H186V226H185V228L186 229H184L185 230V233L184 234H182V236H181V232L182 231H179L178 230V226L176 225V223L178 224V219L180 218V217H176L177 215H181V217L183 216L184 217V213H183V215L181 214L182 212L180 211H177L179 214H177V212H175V210H174V213L176 214V215H173V217H170V216H172V213H170V214H167V210L168 209H170L171 207H174L173 205L176 203V205H178V203L180 202L178 199H180V198H178V196H179V190H178V186H177V184L179 185V183H180V181H181V183H183V185L185 186L184 187V189L182 190L181 188H179V189H181L180 191L182 192L183 191V194H182V196H185V195H187L188 196V192H187V194H186V192H184V190H185V188H186V186L188 185V187L189 186H193V184H196L194 181L196 180H194L193 181V178H195L194 176H195V170L194 171H192L191 173H189L188 175H189V177L188 176H186L183 172L182 173H180V174H178V177L176 176L177 175V172H179L180 171V169H177L178 168V166H179V168L181 167V170L183 171V170H185L184 169V166H185V168L186 167H188L187 165H188V163L187 162H189V165L191 164V160H193V159H191L192 157L193 158H195L194 156H195V154H196V152H195V150H198V149H194V150H188L190 153H192V157H191V155H190V153L189 154H187V151H186V153H184L183 151H182V149L185 151V147L184 148H182V149H180L181 150V152H183L184 154H187V156H185V155H183L182 156V154L180 155V157L179 156H176V154H175V152H174V149L172 150V148H174V147H172L171 148V153L172 154H174L173 156H172V154L171 153H169V155H170V158H171V156L172 157H175V158H171L172 159V161H174V164H172L173 162H171V164H170V166L172 165L173 167H170V168H174V170H172V171H170V172H172L173 173V171H174V173L172 174V175H174L175 177H173L172 178V181L170 182V184H168L167 185V188L169 189V190H167L168 192H167V194H168V198L166 199L165 198V201H162V198L161 199H159L157 202H158V208H159V210L161 211V212H159V214H158V218H157V220H154V218L152 219V217H154V216H149V217H151V219L156 223H154L153 221V223H154V225L156 226H154L153 228H150V226L152 227L153 225H149V223L151 222V220H150V218L148 217V219L147 218H144L145 217V215H143L144 217H141L139 214H131V213H128V209L130 208V206H131V202H133L134 201V199L136 200V197H137V194H135L134 195V193H137V192H140V190H139V187H143L142 186V183L141 182H139L140 180V178H138V174H139V172L141 171V170H145V168L147 167L146 166V164L143 162V160L139 163L138 162V164H136V163H133L132 162V164H131V162H126V163H124V164H122V165H112V164H105L104 163V157H103V155L105 154H109V152H110V147L109 146H107L108 145V143H107V145L104 147V151H101L99 148H98V150L96 151V154H95V152H94V154H95V156H94V163H93V165H92V167H90V166H86V165H84V167L85 168H87L88 167V170H90V172H91V174H92V176H93V178L95 179V182H94V186H93V190H94V194H96V196L100 199V198H102V199H105L104 200V202L102 201V204H103V206H105L106 207V209H107V211L105 210V211H103L102 210V213H101V216H102V219H103V224H106L105 226H103V227H106V228H94V227H91V229L90 228H88V229H85L84 230V228L86 227V226H84V228H82L83 227V225H89V223H90V221H94V220H96V221H100L101 222V218L100 219H93L92 217H90V218H92V220H90V218H88L87 219V221H85V220H83V223H82V221H80L81 223H78V224H80L81 225V228H82V231H80L81 229H78V231L79 232H77L76 231V233H75V235H73L72 234V236H71V234L69 235V233L67 232L66 234V236H62L61 234V236H60V238H59V236H52V235H48V234H50L49 232H47L45 229H44V227L41 229V228H39L40 226H39V224L41 223V224H43V223H45L46 224V226H47V224H53L55 221H56V219H57V213H56V211L58 210V208L60 207V209L61 208H63V209H65L64 207H67V206H69V208L68 209H72L73 211H75V216L78 218V215H80L81 216V213L83 212V215H84V213H85V211H86V213H90L91 212V210L89 211V209H86L85 207H81L80 205H78V207H77V204L79 203V202H82V203H79V204H83L84 205V203H85V198H89L93 193H91V191H90V188L87 186L85 189L84 188H82V189H84L83 191L77 186V184L75 183V182H73V176L74 177H77V167H75L74 165V161H73V159L72 158H70L71 156V151H70V149L72 148V147H79L80 145H79V143H80V140L82 139V137L80 138V135H82L81 134V132H82V130H83V132L82 133H84V131H86V127L88 128L87 129V133L86 134H88V131H90L91 130V128H90V130H89V122H90V120H92L90 117H85V116H81L80 114H79V111L81 110V107H79L80 105H78V104H81V103H83V102H91V103H98L99 101V104L101 103V101H102V103H104V104H106V102H109V100H105V99H110L114 94H112V96H111V93L112 92H110V89L112 88V87H110L109 85H108V83H106L105 81H103L102 80V78H101V83H100V87H98V85H99V82H98V80L97 79H90L89 77V79L88 80H82L81 78H80V76H78L79 74H78V70H79V68L81 67V66H83V65H85V64H87L86 63ZM118 59L117 58H113V59H111L110 61H109V63H108V65L106 66V67H108L107 69H106V72L105 73H113V70H116L115 69V67H116V65H117V63H115L116 61H117ZM155 60V62H157ZM51 62V61H50ZM158 63V62H157ZM114 64V65H113ZM112 65V66H111ZM9 66H12V67H9ZM65 66V67H64ZM115 66V67H114ZM10 68V69H9ZM62 68V69H63ZM59 70V69H58ZM64 71H65V69H64ZM77 72V73H76ZM46 75V74H45ZM44 75V76H45ZM171 75V74H170ZM175 75H178V74H175ZM27 77H29V78H27ZM135 77V76H134ZM133 77V78H134ZM171 77V76H170ZM169 75L166 73V71H164L163 69H161V67H159V66H154V67H150L149 69H147V71H146V75L144 74V77L143 78H141V77H139L140 79H143V81L140 83V85H141V87H140V85H139V83L136 85V86H139V88L141 89L142 88V90H140V91H142L141 93L144 95V97H145V99L146 98H148V100L147 101H149L150 99L149 98H152V100H150V103L152 104V106H154V104L153 103H157V102H154L153 100H154V98H155V100L156 101H159V102H162V101H164L163 103H164V105H167L165 108H167L168 107V104H166V98H168V97H170V98H172L173 96L171 95V93H173L176 89H177V87H180V86H177L176 88H175V90H173L172 88H170L169 87V90L171 91V93L168 95V88L166 87V86H169L168 84H169V82H171L172 81V79H171V81H168L169 80ZM178 77H179V75H178ZM52 78H53V76H52ZM111 77H109V79H110ZM115 78V77H114ZM173 78V77H172ZM175 78V77H174ZM174 78H173V80H174ZM177 78V77H176ZM182 78H184V77H182ZM45 79V78H44ZM43 78H42V80H44ZM104 80H105V78H103ZM48 80V79H47ZM56 80V79H55ZM107 80V79H106ZM111 80H113V79H111ZM115 80H117V79H115ZM114 80V81H115ZM24 81H27V80H25L24 79ZM38 81H39V79H38ZM51 81H52V79H51ZM53 81H54V79H53ZM58 81V79L55 81V82H57ZM100 81V80H99ZM109 81V80H108ZM134 81H135V79H134ZM133 81V82H134ZM23 82V81H22ZM112 82V81H111ZM110 82V83H111ZM177 81L175 80V83H176ZM180 82H182V81H180ZM137 83V82H136ZM172 83H174V82H171L170 84L173 86V84ZM174 83V84H175ZM185 82H183L182 83V86H183V84H184ZM25 84V83H24ZM51 84V83H50ZM115 84V83H114ZM187 84V83H186ZM48 85V84H47ZM46 85V86H47ZM113 84H111V86H112ZM126 85V84H125ZM179 85V84H178ZM181 85V84H180ZM185 85V84H184ZM196 85H200V87H199V89L201 90V91H198V95L199 94H201V95H199L198 97H200L199 99H200V103L201 102H204L203 100L205 99H203V97H204V95L205 96H211V95H214V93H217L218 94V92H217V90H219V88H218V86H216V84H209V83H206V84H201L200 82L199 83H197ZM202 85V86H201ZM27 86V85H26ZM44 86V85H43ZM54 86H55V84H54ZM176 86V85H175ZM181 86V89L183 88L184 89V93H186V95H187V93L189 94V98L191 99V95L193 94V91H195V93L197 92L196 90L197 89H195L194 87H193V85H192V87L193 88H187V86L186 87H182ZM189 86V85H188ZM3 87H5V88H3ZM29 87V86H28ZM40 87V86H39ZM26 88V87H25ZM115 88V87H114ZM138 88V87H137ZM137 88H135V90H137ZM167 88V89H166ZM186 88L189 90H187L186 91ZM42 89V88H41ZM130 89V88H129ZM178 89H180V88H178ZM180 89V91H181V94L183 93V89L181 90ZM191 89H194V90H191ZM127 90V89H126ZM26 91H28L27 89H26ZM30 91V90H29ZM29 91L27 92V93H29ZM112 91H113V89H112ZM169 91V92H170ZM173 91V92H172ZM178 91V90H177ZM115 92V91H114ZM132 92V91H131ZM131 92H129V93H131ZM204 93V94H202V93ZM219 92H221V91H219ZM31 93V92H30ZM127 93V92H126ZM128 93V94H129ZM180 93V92H179ZM180 94L179 96H178V94H176L178 97H181L180 99L181 100H183V95H185V94ZM174 94V93H173ZM191 94V95H190ZM196 94V95H197ZM211 94V95H210ZM51 95V98H53L54 96H52ZM196 95H192L193 97H195ZM127 96H129V95H127ZM134 96V95H133ZM6 97L8 98V101L6 100ZM29 96H27V98H28ZM30 97H31V95H30ZM50 96H47V98H49ZM56 97H55V99H56ZM58 97H60V98H58ZM132 97V96H131ZM144 97H142L143 99H141V101L142 100H144ZM154 97V98H153ZM186 97V96H185ZM184 97V98H185ZM206 97V98H207ZM5 98V99H4ZM187 98V97H186ZM201 98L203 99V100H201ZM214 98H215V96H213V98H212V100H210L211 99V97H208V99H206L205 100V102H206V104H207V106L206 107H208L209 105V101H213L214 100ZM218 98H220L219 100H221L222 101V97H221V93H220V95L218 96ZM10 99H12L13 100V102H12V100L11 101H9ZM26 99V98H25ZM54 99V98H53ZM97 99H99V100H97ZM102 99H104L105 101H103ZM117 99V98H116ZM129 99V98H128ZM132 99V98H131ZM180 99H178V100H180ZM195 99H197V97H195ZM199 99H198V101L197 102H199ZM224 99V98H223ZM6 100V101H5ZM21 100H20V102H21ZM24 100V99H23ZM169 100V99H168ZM187 100H189V99H187ZM209 100V101H208ZM225 100V99H224ZM17 101V102H16ZM26 101H27V99H26ZM95 101V102H94ZM97 101V102H96ZM119 101V100H118ZM152 101V102H151ZM174 102H176V99L175 100H173ZM193 101H195L196 102V100H193ZM217 101V100H216ZM24 102V101H23ZM60 102V101H59ZM130 102V101H129ZM134 103H135V101H133ZM143 102V101H142ZM142 102H141V104H142ZM187 102V101H186ZM195 102H193V103H195ZM196 102V103H197ZM61 103V102H60ZM87 103H85V104H87ZM101 103V104H102ZM111 103H113V101L111 102ZM145 103L147 104V102L145 101ZM163 103H161L162 104V107L160 106V107H158V105H157V109L159 108H162V109H164V105H163ZM180 103H182V101H180ZM185 102L183 101V104H184ZM190 103H192V101L190 102ZM192 103V104H193ZM217 103H219V101H217ZM226 103V102H225ZM224 102H223V104H225ZM21 104V103H20ZM22 104H24V103H22ZM62 104V103H61ZM114 104H115V102H114ZM126 104V103H125ZM146 104H144L143 103V105H145L146 106ZM149 104V103H148ZM189 103L187 102V105H188ZM192 104L191 105H189V107L190 108H192ZM199 104V103H198ZM203 104H205V103H203ZM205 104V105H206ZM211 104V103H210ZM84 105V104H83ZM93 105V104H92ZM121 105V104H120ZM133 105H135V104H133ZM178 105L180 106V104L178 103ZM182 105V104H181ZM220 105H222V104H220ZM219 105V106H220ZM86 106H90V105H86ZM96 106H98V104L96 105ZM102 106H103V104H102ZM114 106V105H113ZM125 106V105H124ZM137 106L138 107H140L139 109H138V111L140 110H142V105H140V103H139V105L137 104ZM149 106V105H148ZM151 106V105H150ZM149 106V107H150ZM152 106H151V108H152ZM179 106H177V107H179ZM199 106V105H198ZM200 106H202L201 104H200ZM215 106H216V104H215ZM18 106H16V110H19L18 108H17ZM21 107V106H20ZM25 107V106H24ZM21 108V109H25V108ZM94 107V106H93ZM104 107V106H103ZM106 107V106H105ZM126 107H128V108H126ZM126 115L128 114V117H132L133 118V116L134 115H137V108H134V107H131L130 105L129 106H127L126 105ZM130 107V108H129ZM136 107V106H135ZM183 108H184V106H182ZM185 107H186V104H185ZM195 107V106H194ZM205 107V106H204ZM204 107H202V109H204ZM217 107V106H216ZM65 108V107H64ZM80 108V109H79ZM90 108V107H89ZM88 108V109H89ZM95 108V107H94ZM114 108H116V107H114ZM120 108V107H119ZM151 108H147V109H149L148 111H144V110H142V113H143V115H142V113H141V116H144L146 113H148L150 110H152ZM154 108V107H153ZM156 108V107H155ZM170 108V107H169ZM183 108L182 109H180V111H183ZM187 108V107H186ZM59 110V111H61L60 113H62V110ZM96 109V108H95ZM98 109V108H97ZM161 109V110H162ZM189 109V108H188ZM193 109H195L196 110V108H193ZM191 110V109H189L190 110V112H191V117L193 118V114H194V117L195 118H197V117H201L202 115H201V113H200V115H196L195 113H194V110ZM197 109H200V110H198V111H202V109L201 108H199V107H197ZM206 109H210V108H205L204 110H206ZM85 110V109H84ZM116 110V109H115ZM121 110V109H120ZM146 110V109H145ZM155 110V109H154ZM165 110V109H164ZM177 110V109H176ZM204 110H203V112H202V114L204 115ZM214 109L212 108V111H213ZM216 110V109H215ZM2 111V112H3ZM45 111V110H44ZM54 111V110H53ZM59 111H58V113H59ZM83 111V110H82ZM81 111V112H82ZM107 111V110H106ZM117 111V110H116ZM129 113H128V112ZM153 111V110H152ZM156 111V110H155ZM163 111V110H162ZM180 111H178V112H175V114H177L176 115V117L178 118V120L180 121V117L183 119V115H184V117H185V114H178ZM186 111V110H185ZM197 111V112H198ZM211 111V112H212ZM1 112V113H2ZM6 112V111H5ZM5 112H4V114H5ZM23 112V111H22ZM22 112H20L19 111V114L21 113V120L22 119H25L26 117H25V114H24V118H23V116H22ZM46 112V111H45ZM92 112V111H91ZM102 112V111H101ZM157 112H159V110L158 111H156V112H154V114H156ZM168 113V111H164V112H159V115L160 114H164V113ZM189 112V111H188ZM190 112L189 113H186L187 115H190ZM193 112V113H192ZM207 111H205V115H207V117H215V116H217V114L218 113H216L217 112V110L216 111H214V112H212L213 113V115L211 116V114L209 115V113L207 114L206 113ZM209 112H210V110H209ZM223 112V111H222ZM221 112V113H222ZM11 113V114H12ZM54 113V112H53ZM86 113V112H85ZM145 113V114H144ZM173 112H171V114L170 113H168V114H170V116L171 115H173L172 114ZM224 113V112H223ZM18 114V115H19ZM84 114V113H83ZM132 114H133V116H132ZM149 114V113H148ZM216 114V115H215ZM6 116H9L10 114H5ZM57 115V116H58ZM62 115V114H61ZM85 115V114H84ZM130 115V116H129ZM152 115H153V113H152ZM186 115V116H187ZM3 116V115H2ZM11 116H13V115H11ZM89 116V115H88ZM140 116V118H143V117H141ZM146 116V119H148L149 118V116H150V114H149V116H147V114L145 115ZM154 116V115H153ZM156 116H157V114H156ZM161 116V115H160ZM180 116V117H179ZM127 117V118H128ZM148 117V118H147ZM155 117V116H154ZM162 117L164 118L165 117V115L163 116L162 115ZM167 118L169 117V115L168 116H166ZM172 117H175L174 115L172 116ZM171 117V118H172ZM191 117H189V118H191ZM209 117V118H210ZM220 119H222V117L223 116H221L220 115ZM2 118V117H1ZM93 118V117H92ZM136 118V117H135ZM156 118V117H155ZM161 118V117H160ZM159 117H158V119H160ZM177 118H176V120H177ZM186 118H188V117H186ZM188 118V119H189ZM189 119V121H191V120H193V119H195V118H193V119ZM202 118H204V119H202ZM206 119V121L204 122V123H202V124H205V123H208V125H207V130L208 131H212V124H210V119ZM218 118V117H217ZM15 119V118H14ZM14 119H13V117L11 118H9V117H7V118H5L3 121H1L0 122V130L2 129V125H3V123H8V122H10V123H8V124H10V125H12L14 122H16V121H14ZM138 119V118H137ZM146 119H144V120H146ZM157 119V118H156ZM170 119V118H169ZM197 119H199V120H201V121H203V120H205V117H201V118H197ZM197 119H195V120H197ZM213 119V118H212ZM212 119H211V121H212ZM220 119H218V120H220ZM97 120V119H96ZM95 120V121H96ZM141 120H143V119H141ZM143 120V122H146V121H144ZM151 120H153V118H151ZM151 120H149V121H151ZM161 120V119H160ZM174 120H175V118H174ZM175 120V123L176 122H178V120L176 121ZM216 120V119H215ZM218 120H216V121H218ZM140 121V120H139ZM148 121V122H149ZM186 121L188 122V120L186 119ZM221 121H223V120H220V123H221ZM224 121H226L225 120V118H224ZM17 122H18V119H17ZM24 122V121H23ZM138 122V121H137ZM143 122L141 121V123L143 124ZM162 122H163V120H162ZM161 121H160V123H159V121H158V123L160 124V125H162L163 123H162ZM166 123H167V120L165 121ZM185 122V121H184ZM91 123V122H90ZM101 123H103V122H101ZM157 123V122H156ZM157 123V124H158ZM169 123V122H168ZM193 123V124H192ZM195 122H194V120L191 122V127H188V126H190L189 125V123L188 124H185L184 123V125H187V127H188V129H190L191 128V130H194V131H192V132H195V133H197L198 132V128H196L194 125H196V124H194ZM196 123H198V122H196ZM200 123V122H199ZM198 123V124H199ZM212 123V122H211ZM215 123H217V122H215ZM215 123H213V124H215ZM225 123V122H224ZM15 124H18V123H15ZM14 124V125H15ZM99 124V123H98ZM105 124H107V125H109L110 123H104V125ZM145 124H147V123H145ZM144 124V125H145ZM149 124L151 125V122H149ZM148 124V125H149ZM153 124V123H152ZM157 124H156V127H157ZM177 124V123H176ZM179 124V123H178ZM201 124V125H202ZM219 124V123H218ZM92 125H93V123H92ZM91 125V126H92ZM96 125V124H95ZM110 125H112V124H110ZM167 125V124H166ZM170 124H168L167 126H169ZM180 125H181V123H180ZM18 126H20V125H18ZM17 125H15V129H14V126H12L13 127V129L17 132V129L18 128H16V127H18ZM24 126H25V122H24V125H22V128H24ZM90 126V127H91ZM98 126H102V125H98ZM146 126V125H145ZM145 126H144V128H145ZM166 126V127H167ZM192 126H193V128H192ZM198 126V125H197ZM203 126V125H202ZM216 127H218V125H215ZM215 126H214V128H215ZM232 126V125H231ZM8 127V126H7ZM95 128H96V126H94ZM93 126H92V128H94ZM151 129H152V127H154V124H153V126H149ZM159 127V126H158ZM165 127V128H166ZM179 127V126H178ZM181 127H184V126H181ZM204 127V126H203ZM219 127H221V126H219ZM218 127V128H219ZM22 128L21 127H19V130H18V132L19 131H21L22 130ZM94 128V129H95ZM99 128V127H98ZM102 128V127H101ZM115 128V127H114ZM144 128H141V130H144ZM160 128V127H159ZM158 128V129H159ZM163 128V127H162ZM165 128H163V129H165ZM171 128V127H170ZM180 128V127H179ZM178 128V129H179ZM195 128H196V130H195ZM200 128H201V126H200ZM199 128V132L201 133V135L199 134V140L200 141H202L203 142V140L204 141H206L205 140V136H207V137H209L208 136V133L210 134V132H205V133H207V134H204V132L203 131H201V129ZM221 128H224V126L223 127H221ZM220 128V129H221ZM21 129V130H20ZM85 129V130H84ZM177 129V128H176ZM177 129V130H178ZM186 129V128H185ZM210 129V130H209ZM227 129V128H226ZM81 130V131H80ZM141 130H140V135H139V137L141 138L142 137V135L143 136H145V133H144V131H142L143 133H141ZM150 130V129H149ZM165 130H167V129H165ZM183 130V131H182ZM217 130V129H216ZM216 130L214 129V132L216 133L215 135H212V134H214V132H212V134H211V136L213 137L214 136V138L216 139V140H213L214 138H212V140L213 141H215V142H213L214 143V145H216V143H217V141H218V143H220V141L219 140H217L219 137H216L217 136V133L218 132H216ZM219 130V129H218ZM235 130V129H234ZM146 132H147V130H145ZM152 131H153V129H152ZM160 131V130H159ZM174 131V132H173ZM180 131V130H179ZM184 131H188V130H184V128L183 129H181V131L180 132H176L175 130H171V131H169V135L168 136H175L174 137V139H178V140H180L178 137H179V135H181V132H184ZM220 131V130H219ZM226 130H224L223 132H225ZM79 132H80V135H79ZM92 131H90V133H91ZM139 132V131H138ZM154 132V131H153ZM152 132V133H153ZM190 133H191V131H189ZM188 132V133H189ZM222 132V131H221ZM227 132H228V130H227ZM233 132V131H232ZM260 132H262V131H260ZM20 133V132H19ZM22 133H23V131H22ZM122 133V132H121ZM175 133H177V136L175 135ZM194 133V134H195ZM234 133H235V131H234ZM234 133H233V135H232V137L233 136H235L234 135ZM9 134V133H8ZM13 134H14V132H13ZM154 134V133H153ZM166 134H168V133H166ZM184 134H186V132H184ZM221 134V133H220ZM226 133H224L223 135H225ZM260 134V133H259ZM18 135V134H17ZM77 135H78V138H77ZM85 135V134H84ZM83 135V136H84ZM96 135V134H95ZM127 135V134H126ZM131 134H129V136H130ZM147 135V134H146ZM187 135V134H186ZM185 135V136H186ZM191 135H192V133H191ZM202 135H205V136H202ZM218 135H219V133H218ZM228 135V134H227ZM227 135H225V136H227ZM231 135V134H230ZM261 135V137L262 138H264V134H260ZM15 136H16V134H15ZM20 136V135H19ZM18 136V137H19ZM22 136H23V134H22ZM22 136H21V138H22ZM93 136V135H92ZM132 136H135V134L134 135H132ZM137 136H138V134H137ZM137 136H135V138H137ZM154 136H156V135H154ZM161 136V135H160ZM184 136V135H183ZM182 135L180 136V138L181 137H183ZM194 136H198L197 134L196 135H194ZM202 136V137H201ZM229 136V135H228ZM227 136V137H228ZM1 137V136H0ZM7 137V136H6ZM125 137H127V136H125ZM167 137V136H166ZM172 137V138H173ZM177 137V138H176ZM188 139H189V134H188ZM206 137V139L207 140H209V141H211L212 142V140L209 138H207ZM2 138V137H1ZM0 138V145L1 144H5V146H7V149L8 148H10V147H8V145H10L9 143H12V140H9V141H11V142H8V144L6 145V143H7V141L8 140H5L4 141V138L3 139H1ZM122 139H123V136L121 137ZM131 138V137H130ZM129 138V139H130ZM134 138V139H135ZM185 138V137H184ZM192 138H193V135H192ZM195 138V137H194ZM197 138V137H196ZM195 138V139H196ZM200 138H202V140L200 139ZM204 138V139H203ZM221 138V137H220ZM219 138V139H220ZM23 139V138H22ZM25 139V138H24ZM84 139H85V136H84ZM129 139H128V141L127 140H125V142H129ZM182 139V138H181ZM230 139V138H229ZM4 142H3V141ZM88 140V139H87ZM137 140V139H136ZM140 140V139H139ZM139 140H137V142L139 141ZM175 140V141H176ZM186 140V139H185ZM221 140V139H220ZM18 141V140H17ZM25 141H27V140H25ZM120 141V140H119ZM123 141V140H122ZM169 141V140H168ZM165 142V143H160V144H158V143H156L158 146H160V145H165L166 146V148L167 147H170V144H169V142ZM172 141V140H171ZM170 141V142H171ZM180 141H182V140H180ZM191 141H192V139H191ZM196 141L198 142V140L196 139ZM230 141V140H229ZM229 141H227V139H226V141L225 142H229ZM235 141H237V140H235ZM235 141H233V143H232V141H231V145L229 146V144L227 145V143H224V140H222V142L225 144L224 146H226V148L229 150V148H231L232 150L230 151L231 153H229V151L228 150H223V148H224V146L222 145V152H220L219 150L221 149V148H217L216 146H215V150L213 149V148H211V149H213V150H211V151H209L208 150V152H210L209 154H210V156H209V154H208V156L210 157V163H211V170H212V172H214V174L215 173H217L218 174V172H219V170H222L223 168L225 169V167H223L222 168V163L221 164H219L220 166V169H219V167H218V161H220L221 159L220 158H222V157H224L225 155H224V152H225V154H227V153H229V154H231V155H229V156H227L228 158H230V160H231V157H232V159H233V155H234V153H233V151H234V149H235V151H236V148H233L234 147V144H235ZM3 142V143H2ZM16 142V141H15ZM19 142H20V140H19ZM88 142V141H87ZM108 142V141H107ZM121 142V141H120ZM120 142H118V141H115V144H116V148H119V147H122V146H124L125 144L124 143H120ZM161 142V141H160ZM188 142H189V140H188ZM187 142V143H188ZM18 142H16V144H17ZM25 143V142H24ZM62 143V142H61ZM99 143V142H98ZM114 143V142H113ZM175 143H177V145L179 144V142H175ZM182 143H183V141H182ZM186 143V145H188V147H187V149L188 148H191L192 147V145H191V147H189V143L187 144ZM230 143V142H229ZM14 144V143H13ZM22 144H23V142H22ZM21 144V145H22ZM78 144V145H77ZM83 144V143H82ZM88 144V143H87ZM87 144L86 143H84L83 145L84 146H86L87 147ZM171 144L173 145L174 144V141L173 142H171ZM184 144V143H183ZM205 144H208V143H205ZM212 145V143H209V145ZM12 145V144H11ZM10 145V146H11ZM29 145V144H28ZM83 145H81V146H83ZM181 145V144H180ZM197 146H198V144H196ZM196 145H195V143H194V146L196 147ZM16 146V145H15ZM18 146H20V145H18ZM31 146V145H30ZM29 146V147H30ZM80 146V147H81ZM174 146V145H173ZM182 146V145H181ZM194 146H193V148H194ZM199 146H201V145H199ZM198 146V147H199ZM213 146V145H212ZM1 147H3V146H1ZM35 147H37V146H35ZM176 147V146H175ZM179 147V146H178ZM210 147V146H209ZM208 147V148H209ZM5 148V147H4ZM15 148V147H14ZM16 148H18V147H16ZM16 148L14 149V150H16ZM24 148H25V146H24ZM27 148V147H26ZM20 148H18V150H19ZM22 149V148H21ZM29 149H32V148H29ZM43 149V148H42ZM74 149H76V148H74ZM88 149V148H87ZM176 149V148H175ZM218 149V150H217ZM3 150V149H2ZM10 150V149H9ZM9 150H8V152H9ZM14 150H13V152H14ZM18 150H17V152H15V154H18L19 152H18ZM36 150V149H35ZM34 150V151H35ZM72 151H73V148L71 149ZM77 150V149H76ZM76 150H74V151H76ZM80 150H83V149H79V151ZM24 151V150H23ZM34 151H32L31 152V150L29 151H27V153H29V155H33L34 156ZM62 151H63V149H62ZM78 151V152H79ZM83 151H85V147H84V150ZM203 151V150H202ZM228 151V152H227ZM2 152H4V153H2ZM12 151H11V153H13ZM26 152V151H25ZM42 152H43V150H42ZM57 152H59V151H57ZM71 152V153H70ZM77 152V153H78ZM177 152H179V151H177ZM180 152V153H181ZM194 152H195V154H194ZM237 152V151H236ZM11 153H9L10 155H11ZM24 153V152H23ZM31 153V154H30ZM41 153V152H40ZM76 153V152H75ZM179 153V154H180ZM201 153V152H200ZM216 153V154H215ZM224 155V156H220V158H219V155L218 154H220V155H222V154ZM239 153H240V151H239ZM14 153H13V156L15 155ZM72 154H74V153H72ZM193 154H194V156H193ZM198 154V153H197ZM75 155V154H74ZM87 155H89V156H92V154H88L87 153ZM169 155H168V157H169ZM188 155H189V158L191 159H189V161H187L186 160V157L188 158ZM206 155V154H205ZM228 155V154H227ZM238 155V154H237ZM12 156V155H11ZM18 156V155H17ZM37 156V155H36ZM239 157H240V155H238ZM243 156V155H242ZM73 157V156H72ZM74 157H76V155L74 156ZM88 157V156H87ZM177 157H179V159H177ZM206 157V156H205ZM204 157V158H205ZM208 157V158H209ZM226 157V158H227ZM235 157V156H234ZM237 157V156H236ZM14 158V157H13ZM16 158V157H15ZM169 158V159H170ZM218 158L220 159V160H218ZM228 158H227V160H228ZM243 158H244V156H243ZM242 158V159H243ZM224 159V158H223ZM242 159H240V162L242 161V162H244ZM209 160V159H208ZM226 160V161H227ZM236 160V159H235ZM16 161V162H17ZM187 161V162H186ZM198 161V160H197ZM195 162L194 164H195V166L194 167H192L194 164L192 163L191 164V167H188L187 169H188V171H189V168L190 169H195V167L197 168L198 167V162ZM233 161V160H232ZM232 161H231V163L230 162H228L229 163V166H230V164H231V168H233V165H232ZM204 162V161H203ZM222 162H225V160L224 161H222ZM238 162V161H237ZM241 162V163H242ZM12 163H13V165H12ZM60 163H58L59 165H60ZM169 163V162H168ZM200 163H202V162H200ZM209 163V164H210ZM227 163V162H226ZM245 163V162H244ZM244 163H243V165H244ZM11 164V165H10ZM178 166H177V165ZM205 164V163H204ZM239 165H241L240 163H238ZM64 165V166H63ZM225 165H228V164H225ZM242 165V166H243ZM176 166V167H175ZM208 166V165H207ZM229 166H228V168H227V170L229 169ZM234 166H237L236 164L234 165ZM3 167H5V169L3 168ZM46 167V166H45ZM59 167V166H58ZM239 166H237V168H238ZM241 167V166H240ZM244 167H246V166H244ZM243 167V168H244ZM248 167V166H247ZM246 167V168H247ZM59 168H61V167H59ZM169 168V169H170ZM235 168V167H234ZM232 169V171L234 170V172H236V170L235 169H237V168H235V169ZM242 168V167H241ZM43 169V168H42ZM45 169V168H44ZM175 169H176V171H175ZM179 170V171H178ZM208 170H210V167L208 166V168H206V169H204V171L202 170V175H205V173L206 172H209L208 173V179L207 180H209V181H207V182H210V176L209 175H211L212 174V172L211 171H208ZM227 170H226V173H227ZM242 171H243V169H241ZM251 170V169H250ZM1 171V170H0ZM59 171H61L60 169H59ZM58 171V172H59ZM112 171L114 172L115 171V173L117 174V179L114 181V183H111V178L109 177V175L110 174H115V173H112ZM186 171V170H185ZM188 171H186L187 173H188ZM191 171V170H190ZM189 171V172H190ZM224 171V170H223ZM231 171V172H232ZM238 171L239 172H236L237 173V176L239 175V174H241L240 173V168L238 169ZM241 171V172H242ZM245 171H249L248 170V168H247V170L245 169ZM245 171H243V172H245ZM252 171V170H251ZM2 172V171H1ZM42 172V171H41ZM46 171H44V173H45ZM181 172V171H180ZM205 172V173H204ZM229 172V171H228ZM233 172V173H234ZM2 173H4V172H2ZM24 173H26L25 175H24ZM220 173H222V171H220ZM230 173V172H229ZM246 173V172H245ZM245 173H243V177H245L246 179H248L247 178V173L245 174ZM46 174V173H45ZM49 173H48V171H47V175H48ZM59 174V173H58ZM77 174V175H76ZM225 174V172H223V174H222V176H226L227 175V177H228V173L226 174V175H224ZM235 174V173H234ZM233 174V175H234ZM1 175V174H0ZM4 175H6V174H4ZM3 175V176H4ZM57 175V174H56ZM55 175V176H56ZM112 175H111V177H112ZM168 175V174H167ZM172 175H170L169 174V176H171L172 177ZM190 175H191V178H192V175H194L193 176V178H192V181L194 182L193 184L192 183H187V185H185L184 183L185 182H187V181H191V179H189L190 178ZM201 175V176H202ZM216 175V174H215ZM229 175H231V174H229ZM248 175L250 176V178H251V174L250 173H248ZM54 176V178H56ZM59 176V175H58ZM58 176H57V178L56 179H58ZM206 176V175H205ZM211 176H213L212 177V181L210 182V183H214V181H213V178H214V175H211ZM219 176H220V174H219ZM47 177V176H46ZM115 177L116 176H114V178L113 179H115ZM223 177L225 180H228L229 179V181H230V178L232 177ZM234 177V176H233ZM232 177V178H233ZM6 178V177H5ZM38 178H40V179H38ZM43 178H44V176H43ZM73 178V179H72ZM167 178V177H166ZM185 178V179H184ZM198 178L200 179V176H198ZM223 178L222 177H220V179H221V181H223ZM20 180H21V178H19ZM46 179V178H45ZM47 179H48V177H47ZM179 179V183L177 182V180ZM182 179H184V181L185 180H187V181H183ZM189 179V180H188ZM237 179V177H235V180ZM242 179V178H241ZM8 180V179H7ZM54 180V179H53ZM52 180V181H53ZM170 180V179H169ZM232 180V179H231ZM10 181V180H9ZM71 181L73 182V184L71 183ZM139 183H141V184H139ZM162 181V180H161ZM167 181V180H166ZM199 181L200 180H198L197 181V183H199ZM203 181V176H202V179H201V182ZM228 181V182H229ZM240 181V180H239ZM3 182V181H2ZM5 182H6V180H5ZM4 182V183H5ZM43 182H44V180H43ZM56 182H57V184H56ZM206 182V181H205ZM204 182V183H205ZM207 182H206V184H205V186H207ZM224 182V184L226 185V182L227 181H223ZM238 182V183H237ZM22 183V182H21ZM24 183V182H23ZM60 184V186H59V184ZM155 183V182H154ZM230 183V182H229ZM6 184V183H5ZM37 186H36V185ZM47 184V183H46ZM158 185H160L159 184V182L157 183ZM157 184H154V185H156V186H158ZM189 184H192V185H189ZM218 184V183H217ZM239 184H241V183H239ZM1 185V184H0ZM153 185V184H152ZM181 185V187H182V184H180ZM199 186L201 185V184H198ZM209 185V184H208ZM230 185H232V184H230ZM2 186V185H1ZM8 186V185H7ZM46 186H48V185H46ZM54 186V187H53ZM57 186V187H56ZM59 186V187H58ZM90 186V185H89ZM197 186V185H196ZM195 185H194V187H196ZM199 186H197V187H199ZM203 186V185H202ZM215 186H216V184H215ZM226 186H228L229 187V185H228V183H227V185ZM153 187V186H152ZM180 187V186H179ZM186 188V190H188L189 188ZM193 187V189H195L196 190V188H194ZM216 187H219V185H217ZM212 188L211 189V186L209 187V190L211 189V192H213V194H214V196H215V194L216 193H214V192H219V190H222L223 188L221 187V189H220V187L219 188ZM2 188H3V186H2ZM12 188V187H11ZM44 188V187H43ZM56 188V189H55ZM58 188V189H57ZM71 188V189H70ZM205 188V187H204ZM237 188H239V187H237ZM14 189V188H13ZM16 189V188H15ZM53 191H52V190ZM158 189H162V188H159L158 187ZM192 188H190V191L192 192V190H193ZM217 189H219V190H217ZM50 190V191H49ZM111 190H116V192L112 195V194H110V196H111V202H110V206L109 205H107L106 206V202H109L106 198H108V196H109V192L111 193ZM199 190H200V188H199ZM206 190L208 191V189L206 188ZM226 190V189H225ZM239 190H241V189H239ZM12 191H14V190H12ZM189 191V192H190ZM204 191V190H203ZM224 191V189L222 190V192ZM231 191V190H230ZM1 192V191H0ZM222 192L220 191L219 192V194L220 195H222ZM11 193V192H10ZM209 193V192H208ZM226 193V192H225ZM138 194H140V193H138ZM142 194V193H141ZM185 194V195H184ZM190 194V193H189ZM192 194V193H191ZM224 194V193H223ZM227 194V193H226ZM13 195H14V192H13ZM181 195V194H180ZM196 195V194H195ZM212 195V194H211ZM1 196V195H0ZM11 196V195H10ZM67 196H69V197H67ZM105 198H104V197ZM217 196V195H216ZM225 196V195H224ZM64 197H65V200H64ZM188 197H189V199H188ZM186 199H188L189 201H190V196H188ZM210 197H212V196H210ZM13 198V197H12ZM72 198H75L74 200H72ZM159 198V197H158ZM157 198V199H158ZM185 198V197H184ZM184 198H181L182 200L184 199ZM192 198V197H191ZM203 198H205V199H208L209 200V202H207V200H205V199H203ZM213 198H216V197H213ZM224 198V197H223ZM226 198H227V195H226ZM229 198V197H228ZM193 199H194V197H193ZM191 200V202L190 203H196L195 202V199L194 200ZM197 199H198V196H197ZM1 200V199H0ZM4 200H5V198H4ZM55 200V201H54ZM58 200H59V203H60V205H59V203H58ZM177 200L179 201V202H177ZM187 200V201H188ZM226 199H224V201H225ZM231 200H233V201H231ZM53 201H54V203H56V204H53ZM189 201H188V203H189ZM217 201V202H216ZM221 201H223V200H221ZM228 200L227 201H225L226 203L227 202H229ZM48 202H50V206H49V204H47ZM52 202V203H51ZM130 202V203H129ZM156 202V203H157ZM183 203L185 202V203H187L186 202V200H184V201H182ZM224 202V203H225ZM5 203V202H4ZM57 203H58V207H57ZM183 203H182V205H183ZM187 203V205H188V207H189V205H191L190 203L188 204ZM192 203V204H193ZM198 203V205H199V208H200V205H201V207H202V204H203V201H202V204H200L199 202H197ZM196 203V204H197ZM225 203V204H226ZM47 204V205H46ZM7 205V204H6ZM51 205H55V206H51ZM176 205H175V207H176ZM55 207V208H54ZM152 207V206H151ZM150 207V208H151ZM154 208H155V206H153ZM178 207V206H177ZM177 207L175 208V209H177ZM180 207V206H179ZM191 207V206H190ZM193 207V206H192ZM67 209V208H66ZM65 209V210H66ZM164 209V210H163ZM173 209V208H172ZM180 209H182V207H180ZM193 209V208H192ZM202 209V208H201ZM204 209H202V210H204ZM56 210V211H55ZM83 210V211H82ZM152 210V209H151ZM178 210V209H177ZM68 211V210H67ZM67 211H65L64 213L66 214V212ZM193 211V210H192ZM247 211V210H246ZM57 212H59V211H57ZM134 212V211H133ZM149 212H151V211H149ZM74 213V212H73ZM72 213V214H73ZM88 213V214H89ZM92 213H94V212H91V215H92ZM135 213H137V212H135ZM60 214H61V212H60ZM70 214V215H69ZM143 214H145V213H143ZM156 214V213H155ZM161 214V215H160ZM191 215H193V213H190ZM190 214H185V215H190ZM197 214H195V212H194V215L193 216H196ZM250 214H252L251 212H250ZM249 214V215H250ZM254 214V213H253ZM68 215L69 216H71V217H69V219L71 218L72 219V215H71V212L70 213H68ZM68 215L66 216V217H68ZM90 215V216H91ZM95 215V214H94ZM168 215H170V216H168ZM229 215V216H228ZM247 216V217H245V218H247V222H249V223H251V218H250V220L248 219L250 216ZM259 215H260V213H259ZM262 215H264V213H262ZM59 216V215H58ZM88 216V215H87ZM98 216V215H97ZM96 216V217H97ZM188 216H186L185 217V220H186V218H188ZM253 216V215H252ZM1 217H3L4 219H1ZM75 217V218H76ZM82 217V216H81ZM85 217V216H84ZM83 217V218H84ZM183 217L181 218V219H183ZM224 217V218H223ZM226 217H231V219L229 220L228 218V220H226ZM255 216H253V218H254ZM59 218H61V217H59ZM64 218H65V216H64ZM77 218H76V220H77ZM82 218V219H83ZM95 218V217H94ZM99 218V217H98ZM172 218V219H171ZM177 218V219H176ZM190 218V217H189ZM195 218V217H194ZM253 218H252V221H253ZM260 218H261V215H260ZM260 218H257V219H259L260 220ZM55 219V220H54ZM70 219V220H71ZM81 219V218H80ZM81 219V220H82ZM85 219V218H84ZM156 219V218H155ZM222 219V225H224L223 223L224 222H227V223H225V225H224V227H225V229H226V231H225V229H222V227H221V229H220V231H219V229L217 228L218 227V224L220 223H218V221L219 220H221ZM255 219V218H254ZM256 219V220H257ZM262 219H264V216H262V218H261V221H262ZM54 220V221H53ZM67 219H65V221H66ZM90 220V221H89ZM198 220V221H197ZM256 220H254L253 221V223H251V224H249V223H247V222H245L244 221V223L246 224L245 226H246V228H247V231L246 232H249V231H251V229L253 228H251L250 226L251 225H253V224H257V226L259 225H261L262 223H264V222H262V223H258V221L259 220H257V222H256ZM67 221H69V220H67ZM66 221V222H67ZM85 221V222H84ZM92 221V222H93ZM96 221H94V223L95 224H97L98 222H96ZM173 221H176L175 222V226L173 225V226H170V225H172V223H174ZM183 221V220H182ZM240 221V220H239ZM260 221V222H261ZM57 222V221H56ZM74 222V221H73ZM73 222H72V224H73ZM78 222V221H77ZM100 222L98 223V224H100ZM151 222V223H152ZM179 222H181V221H179ZM184 222V221H183ZM183 222H182V224H183ZM86 223H88V224H86ZM1 224V228L3 227L4 228V230H5V225H2V223H0ZM6 224V223H5ZM40 224V225H41ZM57 224H58V222H57ZM56 224V225H57ZM67 224V223H66ZM92 224V226H95V224H93V223H91ZM90 224V225H91ZM230 224V223H229ZM247 224H248V226H247ZM71 225V224H70ZM69 225V226H70ZM76 225V228H79V226L80 225H78V227H77V223L75 224ZM262 225H264V224H262ZM39 226V227H38ZM49 226V225H48ZM54 227L53 228H56L55 230H57V227L59 226V224L55 227V224L53 225ZM98 226V225H97ZM102 226V225H101ZM100 226V227H101ZM168 226H170L171 227V229L174 227L175 229L177 228V231H179V233H177L176 232V235H174V231H175V229H174V231L171 233V229L168 227ZM177 226V227H176ZM179 226H180V223H179ZM219 226H220V224H219ZM257 226L255 227V228H257ZM259 226H258V229H259V232H261L262 233V231H264V230H261L262 228H264V226H261L260 228H259ZM66 227H68V226H66ZM65 227V228H66ZM223 227V228H224ZM231 227L233 228V225H231ZM248 227L250 228V230H248ZM1 228H0V231H1ZM15 228H16V230H15ZM60 228V227H59ZM93 228V229H92ZM154 228H155V230H154ZM44 229V230H43ZM67 229V228H66ZM75 229V227L73 226V230ZM179 229H180V227H179ZM234 229V228H233ZM232 229V230H233ZM4 230H2L3 232H4ZM51 230H54V229H52L51 228ZM58 230H63V229H58ZM72 231L71 230V226L70 227H68V229L67 230H65V231ZM77 230V229H76ZM180 230H182V228L180 229ZM1 231V232H2ZM48 231H49V228H48ZM60 231V232H61ZM69 231V232H70ZM223 231V232H222ZM225 231V232H224ZM256 231V230H255ZM51 232V231H50ZM59 232V231H58ZM63 233H64V230L62 231ZM184 232V231H183ZM231 232V231H230ZM232 232H236V231H232ZM246 232H243L242 234H243V236L241 235V240H242V242H241V240L239 239V242L241 243H239L238 244V253H239V257L241 258L240 260H238L237 259V261L235 260V264H244L245 262L247 263V264H264V253H262L261 252V247L259 246V245H257L256 243H251L250 244V241H253L254 242V238H256L255 236H253L254 234H251V232H249L251 235H249V234H246ZM259 232H258V234H259ZM48 233V234H47ZM72 233V232H71ZM221 233V234H220ZM237 233V232H236ZM256 233V232H255ZM260 233V234H261ZM6 234V235H5ZM51 234H56L55 232L53 233V232H51ZM58 234V233H57ZM170 234H172V236L170 235ZM180 236V238L182 237V240H183V242H181L182 244V246L183 245H186L187 246V244H185V242H184V239L187 241L188 239H190V243H193L194 245H191V246H189V244H188V250H187V252H186V249L185 250H183V251H180V252H182V253H180L179 255H180V257L176 260V259H174L173 260V257H172V260H170V256H169V258L167 257V255H171V253L174 251H172L170 254H169V250L170 249H168L169 247H172L173 248V244H175V243H173L172 244V240H170L169 242H171L170 244H172L171 246H168V245H170L169 244V242H168V240L171 238L172 239V237H174L173 239L175 240V237H179L178 235ZM233 234V233H232ZM170 235V236H169ZM174 235V236H173ZM227 236H228V234H226ZM229 235H230V233H229ZM239 235V234H238ZM221 236V238H219ZM232 236V235H231ZM230 236V237H231ZM233 236H234V234H233ZM236 236H237V234H236ZM249 236H251V238H253V239H251ZM258 236V235H257ZM169 237V238H168ZM223 237V238H222ZM188 238V239H187ZM231 238H233V237H231ZM243 239H244V241H243ZM245 239H246V241H245ZM178 240V239H177ZM225 240V241H224ZM220 241V242H219ZM247 241H248V243L249 244H247ZM147 242H149V244L147 243ZM167 242H168V244H167ZM188 242V241H187ZM186 242V243H187ZM222 242V243H221ZM244 242H246V244H243ZM177 243H179V242H176V244ZM175 244V245H176ZM132 246V247H131ZM177 246V245H176ZM128 247L127 248H124V250L126 251V249H127V251H128ZM228 247H229V245H228ZM231 247V246H230ZM143 248H142V250H143ZM178 248H179V246H178ZM178 248H176V251H177V249ZM184 248H186V247H184ZM183 248V249H184ZM221 248H222V250H221ZM130 249V250H131ZM167 249H168V252H166L167 251ZM173 249H175V248H173ZM231 249H233V248H231ZM230 249V251H232ZM123 250V251H124ZM136 252H137V250L136 249H134ZM166 250V251H165ZM179 250H181V248L179 249ZM192 250V251H191ZM193 250H194V252H193ZM97 251H100L99 252V254L98 255H96V256H93L92 255V253H96ZM125 251L123 252V254L124 255H126L125 254ZM126 251V252H127ZM133 252V251H130V253H135L136 254V252ZM120 253H121V251H119ZM148 252V251H147ZM183 252H184V254H183ZM223 252V253H222ZM128 253V252H127ZM133 253H132V255H133ZM167 253V255H165ZM176 253V252H175ZM175 253H173V255L172 256H174V254ZM178 253V252H177ZM212 253V252H211ZM219 253V254H220ZM230 253V252H229ZM134 254V255H135ZM182 254V255H181ZM209 254V255H208ZM220 254V255H221ZM232 256H233V253L231 252L230 253ZM230 254L228 255V256H230ZM128 255V254H127ZM138 255H140V254H138ZM176 255V254H175ZM178 255V256H179ZM206 255H208L207 257H206ZM141 256V255H140ZM148 258H146V257ZM150 258H149V257ZM219 255H216V257L215 258H219L218 257ZM224 256H222L223 257V259H222V257H221V259L222 260H224ZM134 257H136V259H135V261L134 260H132V261H134L135 263H136V260H137V255L136 256H134ZM206 257V258H205ZM210 257V256H209ZM227 257V256H226ZM127 258V257H126ZM129 258V257H128ZM140 258V257H139ZM152 258V259H151ZM236 258V257H235ZM149 259H151L150 261H149ZM169 259V260H168ZM211 259V258H210ZM227 259H230V258H226V260L225 261H227ZM234 260H230V261H234ZM139 260H137V262H138ZM216 261H218L217 259H216ZM220 261V260H219ZM218 261V262H219ZM126 262V263H125ZM223 263H224V261H222ZM231 262V263H232ZM222 263V264H223ZM225 263H227V262H225ZM134 264V263H133ZM137 264V263H136ZM138 264H142V263H138ZM144 264H146V263H144ZM215 264H217V262L215 263ZM220 264V263H219ZM228 264H230V262H228ZM233 264V263H232Z\"/></svg>",
  "mask_w": 264,
  "mask_h": 264
},
{
  "label": "crops",
  "instance_id": "crops-1",
  "mask_svg": "<svg viewBox=\"0 0 264 264\" xmlns=\"http://www.w3.org/2000/svg\"><path fill=\"white\" fill-rule=\"evenodd\" d=\"M226 25V23L225 22H221V23H219V24H217V25H214L213 26V28L215 29V28H221V27H223V26H225ZM81 185V187H83V183H81L80 184ZM91 186V185H90ZM92 187V186H91ZM92 189V188H91ZM90 189V191H91V193H92V190ZM93 254H95V253H92V255Z\"/></svg>",
  "mask_w": 264,
  "mask_h": 264
}]
</instances>
